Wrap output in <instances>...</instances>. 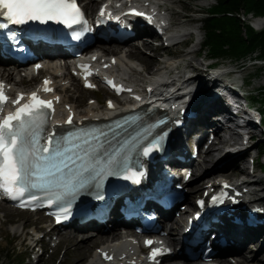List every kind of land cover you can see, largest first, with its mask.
I'll return each mask as SVG.
<instances>
[{
	"label": "bare ground",
	"instance_id": "obj_1",
	"mask_svg": "<svg viewBox=\"0 0 264 264\" xmlns=\"http://www.w3.org/2000/svg\"><path fill=\"white\" fill-rule=\"evenodd\" d=\"M83 1H85V7L89 10V14H93L94 7L98 8V6L106 0ZM132 1V3H135V5H140L142 7L148 8L149 12L154 13L158 11L162 13L164 15L163 21L165 24L168 23L169 20V23H171V25H183V23L178 24L173 22L172 11L167 8V6H169V8L172 9L169 4V2H172L171 0ZM110 3L111 1L107 0L106 5H109ZM130 15L134 19L131 20L132 23H135L136 20H138L137 23L147 22L146 17L140 15L133 16V14ZM180 18H182V16H180ZM194 20V18L193 20L189 19L186 20L187 22L185 21V23L191 24L194 22ZM263 23V19H258L256 25L258 28H260ZM197 30H199V28L194 27L191 31L182 32L181 34H170L171 37L174 36L176 38L175 41H178V43H176L171 48H177L176 50L180 49V51L183 52V56L192 54L188 62H186L187 59L183 63L177 61L178 59L169 61L168 59H166V56L160 54V49H164V47L161 46L160 48H156L155 50V63L152 65L151 69L147 67L148 61L146 59L138 58L139 60H136L133 58V56L131 57V52L136 53L137 51H141L139 47H136L134 45H132L130 49H125L124 52L116 49L123 48L120 47V44L117 43L110 44L108 46L98 45L96 46V48H91L89 50L90 52L95 51L97 55L99 54L98 59L93 60V63L98 62L99 64L104 65L109 61L111 56H115L116 64L111 65L109 71L115 77H119L123 81H126V86L131 90L130 92H126V95H124L122 99H117V102L115 103L114 107H111L110 109H106L105 105L98 107L99 101L97 97H92L94 99L93 102H86L85 104L81 105L82 100H80V98L83 96V94L90 92L91 89H85L82 86L81 81L77 76L73 74V69H71L68 65L58 66L53 63H48L42 73L43 75L45 73H48L53 78V84L55 86V91L58 93L57 95L59 97V103L54 108V112L52 113L53 119H51L47 127V131L50 132L53 130V128L58 130L62 129L64 125L63 122L65 118L69 116V114L73 116L74 122H78L94 121L100 119L101 117H107L112 114L121 112L122 108H126V106H128L127 99L128 96L131 95V93L140 94L139 92L147 91L152 87L156 91L162 92L163 89L161 87L163 85L161 84V81L176 80L177 78L185 75V73H181L184 69L187 68L191 69L193 74L190 78L184 81L186 82V85L182 88H193V94L195 95L196 99L193 105L191 106H196L195 109L197 110L199 115L193 122L188 125L185 130L173 129L172 133L175 144L174 149H184L185 143L191 138L192 134H196L197 130L200 132L199 137L202 138L201 141L204 140L206 134L209 135L208 131H211V129L213 130V133H216V137L214 138L213 142H211V144L207 146V149L201 152V154L199 155V160L194 162L195 160L191 159L187 164H185L186 167H193V173L191 175L190 180H196L197 183L196 185L187 188L188 183L181 182L182 188L186 190V194H188L189 196H191V194L195 195L199 193L200 190L202 191L204 188H206L205 184L210 181L209 179L221 175L218 173H214L204 178L203 176L205 175H202V173L205 171L202 170L204 165L211 164V168L213 170L211 172H219V169H221V171L227 172L228 169H231L235 166H238L240 171H244L245 167L243 166L244 168H241V163L243 164V158L245 159V155L248 151L247 149H245L237 152L236 154H233V149L238 146L240 141L239 136H235L234 134V126L231 125L234 123V116L230 112L228 102H226L225 104V100H223V98L221 97L217 100H210L208 102H205L206 97L211 94L212 90L219 85L221 81V73L223 71L215 70L212 72V74H210L209 71L203 69V59L207 55V53H205L203 58H200V46H202L204 38L200 35L199 32H197ZM139 31H145V29H140ZM151 31L152 34L157 35V33L153 30ZM193 36H196L194 48H192L195 49V51H192V49L188 48L186 50H183L181 47L184 46L186 42ZM141 47L149 49L151 47V42L144 40L142 41ZM105 52L107 54H105ZM196 56H198V59L201 62L200 67L199 63H192L196 61L194 59ZM102 57L103 59L99 60V58ZM161 73L163 74V76L161 75ZM38 78L39 76L32 74L31 70L26 71L24 76H21L18 72L14 73V70L0 67V79L4 80L6 82V85H9V88L17 89L18 87H22L23 85H28L30 87L34 83V80H37ZM243 81L245 82L244 79ZM94 82L99 85L98 78H96ZM231 82L233 85H238V83H240V81L235 78H233ZM34 85L35 83L32 87H34ZM72 85L81 89V93L76 96V98L68 97L64 94L66 88ZM182 97V94L180 97L177 95V98L179 99H181ZM187 97L189 98V96ZM156 98L157 100L161 101H164L165 99L161 98L160 96H156ZM66 106H70V108ZM196 125H198V127ZM255 133L256 131L249 132L251 140H253V135H255ZM217 149H219V152L218 155L215 157V160L213 161L212 159L214 158V154ZM205 154L206 156L203 158ZM242 155H244L243 158H241ZM202 160L204 162H202ZM239 161H241V163H239ZM200 174L202 176H199ZM231 175L232 177L238 176V173L228 172L222 176L227 177L229 181H231V185H228L232 187L234 186L232 188L233 190H238L239 192H241L244 188H252L253 190L251 192L249 191L245 193L244 196H251V201L253 203L264 202V187H261V182L263 180L262 176L254 174L233 180ZM212 183H214V181ZM186 211L187 210L181 212L179 214V217L172 216L170 221H167L164 217L159 218V229L155 233L164 231V234L161 237L165 240L167 244L175 245L174 241H178V235L180 232L176 235V230L178 229V227H181V221L185 220L184 218L186 217ZM117 225V216H115L114 219L109 218V220L105 221L104 224L97 225L96 233L92 231L87 232V229L90 226L89 224H85L78 227V229L76 230L60 232L57 236L58 242H66V240L62 238L64 235H66L67 241L70 243H74L72 244L73 249L71 253L73 254L74 252L75 255H78V260L82 261L88 257L89 252L88 255L85 252L88 251L89 247L101 240L102 242L99 246L100 252L98 254L94 252L91 256H89L86 260V264H147L146 259L142 256L143 254L140 250V245L138 244L137 238L133 236H128V234H123L120 230L115 229ZM48 226L49 227L47 228L44 235L49 234V232L52 230V228H50V225ZM20 227L21 225L18 224L14 227V230L19 231ZM75 233L84 234L77 235ZM35 240L38 241L39 238ZM235 242L236 244H231L224 248L228 252L229 257L228 259L226 258L223 260H218L220 264H259V261L261 260V253H264V237H261V235L259 236V234L245 235L243 233ZM155 245L157 248L163 246V244H160L158 242H156ZM251 249H253L254 253L252 258L251 254L246 255V253H248L247 251H250ZM66 251L67 250L65 249L64 254L60 260V264L66 262L67 258L72 257L71 255L67 257L68 255L66 256ZM102 251H104L107 255L111 254L112 259L108 262L101 261L99 255ZM198 256L200 257L201 255L199 254ZM40 259L41 257L39 258V260ZM169 264L180 263L175 261L172 263L169 262ZM186 264L194 263L192 261H189Z\"/></svg>",
	"mask_w": 264,
	"mask_h": 264
},
{
	"label": "snow or ice",
	"instance_id": "obj_2",
	"mask_svg": "<svg viewBox=\"0 0 264 264\" xmlns=\"http://www.w3.org/2000/svg\"><path fill=\"white\" fill-rule=\"evenodd\" d=\"M106 9L107 5L101 7V17L106 14ZM131 11L136 15H145L135 9ZM0 17L7 20V23L0 24V28H6L9 23L25 24L29 21H56L68 27L86 25L77 0H0ZM11 35L15 36V33ZM49 83L45 79L44 91H52L47 87ZM109 83L112 84L111 81ZM113 87L117 86L113 84ZM121 90L117 87L118 92ZM23 97V93L17 94L11 103L18 106L0 118V191L6 196L20 200V206L25 207L39 199L31 193L40 189L46 190L51 197L48 202L53 203L75 195L78 190L93 183L99 186L108 175H120L121 160L115 153L104 156L97 150L94 142L98 143L99 137L82 131L67 134H61L55 128L47 131L46 125L54 112L53 101L44 100L38 92H32L28 101L21 104ZM7 100L0 82V114ZM56 100L58 102L59 98ZM108 103L109 107H114L111 101ZM63 123L73 124V116L69 114ZM159 139L144 147L142 154L147 156L158 147ZM125 178L134 179L133 176ZM145 243L150 245L152 241ZM159 251L153 249L151 257L154 258ZM104 255L106 259H111Z\"/></svg>",
	"mask_w": 264,
	"mask_h": 264
},
{
	"label": "rangeland",
	"instance_id": "obj_3",
	"mask_svg": "<svg viewBox=\"0 0 264 264\" xmlns=\"http://www.w3.org/2000/svg\"><path fill=\"white\" fill-rule=\"evenodd\" d=\"M172 2L170 4L171 8H169V6H167V8L172 11V19L173 22L175 23H183V25L181 26H187L190 25V23H185L186 20L195 19L193 22V26L195 28H199L201 26V22L200 19L201 17H203V15L205 14L204 12L207 11L208 7L211 6V4L214 2L213 0H171ZM168 3V2H166ZM242 14V12H241ZM180 16H182V18H180ZM175 18V19H174ZM178 20H177V19ZM188 18V19H187ZM199 18V20H198ZM243 19H246L245 22H248L250 24H254L256 17H253L251 15L248 14V16L244 15ZM180 20V22H179ZM187 22V21H186ZM193 27V28H194ZM200 35L204 38V31L201 29L200 30ZM190 41L192 42L191 44L187 45L186 47L182 48L183 50L188 49H192L194 48V43L195 41L190 39ZM134 41H132L131 43H127V44H120V47L123 48H131L132 45H135L133 43ZM138 44H140L141 47V43H139V41L137 42ZM137 47V46H136ZM117 50H121V48H116ZM138 49V48H137ZM177 48H171L169 49L168 47H164V49H160V54L162 55H166L167 53H169L172 50H176ZM140 50V49H139ZM192 51H195V49H192ZM118 52V51H116ZM145 52V53H144ZM155 50L153 51V45L151 44V47L149 49L147 48H143L141 47V51H137L136 53H132L131 57L133 56L134 59L139 60L138 58H143L146 59L148 61L147 63V67L148 68H152V65L155 63ZM206 51L205 50H201L200 51V58H203V56L205 55ZM105 54H107L105 52ZM192 54H188V55H184L185 57L183 59H181V62H188V60L191 58ZM135 56V57H134ZM253 58H258V56L254 55L252 56ZM196 61L192 62L193 64L195 62L199 63V67L201 66V62L198 59V56H196L194 58ZM183 60V61H182ZM216 64H220L217 65L219 66L221 69H234V73H232L230 76H228L229 80H232L233 78L237 79L238 81H241L244 79L245 80V87H243L242 92L243 93H249L251 94V103L254 106V108H262V105H260V98H261V93H262V87H264V61L263 60H256L257 64H254V60L252 61H246V62H238L235 61L231 58H218V59H214L211 60ZM203 62L207 63L209 62L208 60H203ZM215 65V64H214ZM216 66V65H215ZM34 83H36V80H34ZM33 83V84H34ZM32 84V83H31ZM32 84V86H33ZM78 85V84H77ZM30 86V87H32ZM23 88H29V86L27 85H23ZM81 89H79V87H76L74 85L69 86L68 88H66L65 90V95H67L68 97H74L76 98V96H78L81 92ZM108 92L104 89V88H99L98 91H94V90H90V92L83 94V96L80 98V100H82V104H85L86 102H90L91 99H93L92 97H97L98 101H99V105L103 106L104 105V100L107 97ZM252 96H255L258 98V101H253ZM198 127V125H196ZM258 130H256L257 132ZM238 140V137H237ZM262 140L261 137H259L258 135L256 137L253 138V140L250 142L252 148L251 151L253 154H255L257 152V150L260 149V141ZM219 149L216 150L215 154H214V158L212 159L213 161L215 160V157L218 155ZM263 152H264V148H263ZM248 153V152H247ZM206 156V154L203 156V158ZM244 155H242L241 158H243ZM247 154L245 155V159L243 158V164L241 163V161H239V163H241V168H244L245 164H246V160H247ZM202 158V159H203ZM200 157H198L197 160H199ZM196 162V161H195ZM202 162H204L202 160ZM202 162H201V166H202ZM264 163V155L259 157L257 160V165L260 166V164ZM244 166V167H243ZM235 169V170H234ZM231 168L228 169L227 172L225 171H221V169H219V172H211L213 171L211 168V164L208 165H204L202 170H205L202 175L204 178L207 176H210L214 173H218L224 175L228 172H235L237 168ZM209 171V172H207ZM257 175H260L263 177V180L261 182V187H264V170L262 172H260L259 170H257L256 172ZM201 174L199 176H202ZM232 177V175H231ZM235 178H239L238 176H234ZM200 180V179H199ZM236 180V179H235ZM196 180L194 181L193 179L190 181V183L187 185V188L192 187L193 185H196ZM203 183V182H200ZM199 183V184H200ZM198 185V184H197ZM263 190V189H262ZM201 192V190H200ZM199 192V193H200ZM15 210V211H14ZM173 216H177V214L175 213V215L173 214ZM179 217V216H178ZM20 224L21 227L19 229V231H15L14 227L16 225ZM48 225H50L47 217H45L42 213L40 212H29V211H21L19 209L10 207L7 204L4 203H0V264H8V260L9 257H11V259L13 261H18V264H60V260L64 254L65 249L66 251V256L69 257V255H71L72 257L67 258L66 262L61 263V264H86V260L89 256H91L95 250L100 246L101 244V240L99 242H96L95 244H93L92 246L89 247L88 251L85 252L89 255L86 259L80 261L78 260V255H75L74 252L73 254L72 249H73V245L74 243H70L67 241V237L66 235H64L62 238L65 241L63 242H59L58 245L54 248L52 247V243L53 240L51 241V235L52 239L53 237H55V229L53 228L51 231V234L49 235H43L41 237L42 241H40L41 247L45 250L43 253L40 254L39 248H34L31 250V243L33 242V238L36 236L41 235L42 233H45L47 228L49 227ZM179 228V227H178ZM36 230L35 232L33 231ZM73 230V229H70ZM118 230V228H117ZM68 231H61V232H66ZM112 231V230H111ZM114 231V230H113ZM88 232V230H87ZM178 229L176 230V235L178 234ZM77 235H81L84 233H75ZM103 240V239H102ZM54 251V252H53ZM246 251V250H245ZM30 252V254H29ZM248 253H246V255L251 254V258L253 257V249H251L250 251H247ZM29 255V256H27ZM53 255V256H52ZM41 257V259L39 260V258ZM20 260V261H19ZM22 260V261H21ZM175 262L174 258L170 259L168 262ZM15 264H17V262H15ZM259 264H264V253H261V260L259 261Z\"/></svg>",
	"mask_w": 264,
	"mask_h": 264
},
{
	"label": "trees",
	"instance_id": "obj_4",
	"mask_svg": "<svg viewBox=\"0 0 264 264\" xmlns=\"http://www.w3.org/2000/svg\"><path fill=\"white\" fill-rule=\"evenodd\" d=\"M241 12L264 16V0H214L204 12L201 20L204 29L202 50L210 55L211 60L228 57L243 63L257 55L264 61V27L256 31L250 23L242 20ZM252 98L258 101L257 97ZM260 99L261 111L264 112V87ZM15 262L18 264L9 257L8 264Z\"/></svg>",
	"mask_w": 264,
	"mask_h": 264
}]
</instances>
